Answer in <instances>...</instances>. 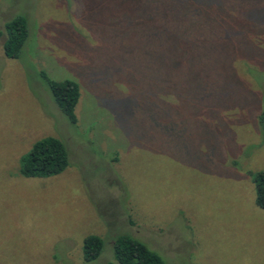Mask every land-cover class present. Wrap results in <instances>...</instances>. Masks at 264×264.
Segmentation results:
<instances>
[{
    "label": "rangeland",
    "instance_id": "374dc122",
    "mask_svg": "<svg viewBox=\"0 0 264 264\" xmlns=\"http://www.w3.org/2000/svg\"><path fill=\"white\" fill-rule=\"evenodd\" d=\"M0 264H118L113 240L164 264H264V0H0ZM40 72L79 86L72 125ZM60 140L68 166L26 178ZM103 241L83 261V240Z\"/></svg>",
    "mask_w": 264,
    "mask_h": 264
},
{
    "label": "trees",
    "instance_id": "16d2710c",
    "mask_svg": "<svg viewBox=\"0 0 264 264\" xmlns=\"http://www.w3.org/2000/svg\"><path fill=\"white\" fill-rule=\"evenodd\" d=\"M29 25L26 16L16 15L4 23L0 38L4 35L3 53L8 59H18L29 37ZM46 88L57 109L70 124H77L75 107L79 100V86L72 80L53 81L40 72ZM262 126L264 128V123ZM68 153L64 144L53 137L36 141L23 156L20 174L26 178H47L63 172L68 166ZM255 205L264 209V170L254 174ZM103 250V241L90 235L83 240V261L96 260ZM113 258L118 264H164L162 258L150 250L143 242L130 235L117 236L112 243Z\"/></svg>",
    "mask_w": 264,
    "mask_h": 264
}]
</instances>
